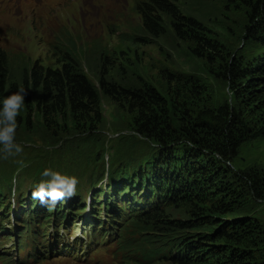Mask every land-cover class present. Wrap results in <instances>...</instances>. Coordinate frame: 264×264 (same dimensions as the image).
I'll return each mask as SVG.
<instances>
[{
	"label": "trees",
	"instance_id": "obj_1",
	"mask_svg": "<svg viewBox=\"0 0 264 264\" xmlns=\"http://www.w3.org/2000/svg\"><path fill=\"white\" fill-rule=\"evenodd\" d=\"M246 5L250 15L244 40L259 49L250 60L226 55L214 32L198 30L197 23L183 18L171 0H144L138 4L143 32L119 51V55L128 56L144 35H163L165 17L171 16L194 34L205 53L201 57L210 74H217L215 67L219 63L218 75L227 82L232 103L212 107L205 99L206 86L199 78H186L181 84L169 75L171 85H182L177 88L180 93L174 88L163 93L149 86L138 91L122 89L120 93L102 85L103 95H122L116 99L129 104L132 114H136V132L158 147L146 169L139 164L135 168L141 169L134 171L133 166L126 165L121 171L124 185L118 186L117 182V187L110 188V176L108 189L102 190L110 201L121 195L110 211L130 217L127 226L131 229L123 239V249L128 253L141 251L142 261L147 263L161 259L171 264H264V223L255 216L257 206L264 204V170H232L243 146L264 139V0H248ZM179 23L174 28L182 34ZM72 42L65 39L64 48L56 47L54 55L60 65L57 69L28 59L23 80L29 102L26 109L32 90L54 99L43 106L32 104L29 124L57 118L78 127L92 112L101 113V93L80 68L76 58L79 50L75 51ZM107 56L108 52L102 57ZM11 71L12 63L0 49V98L15 90ZM137 177L142 179L138 181ZM42 179L30 185L34 187ZM93 183L92 176L89 183L82 185L95 186ZM3 185L10 192L19 190L7 181ZM126 194L131 199H126ZM15 199L20 210L17 219L27 218L33 225L34 211L26 209L29 204L19 193ZM173 201L187 202L186 219L165 215ZM10 205L0 196L1 210Z\"/></svg>",
	"mask_w": 264,
	"mask_h": 264
},
{
	"label": "rangeland",
	"instance_id": "obj_2",
	"mask_svg": "<svg viewBox=\"0 0 264 264\" xmlns=\"http://www.w3.org/2000/svg\"><path fill=\"white\" fill-rule=\"evenodd\" d=\"M143 1L0 0V49L7 53L12 63L11 82L16 85L9 95L23 86L24 68L29 67L28 59L57 69L60 65L54 55L55 49L63 47L65 39H72V44L76 45L75 51L79 50L76 58L80 68L100 91L102 100L101 113L100 110L92 112L85 117L82 125L77 127L73 124L71 127L66 120L57 118L42 124L36 121L29 124L27 118L32 114L31 105H47L54 99L32 90L30 106L26 109L29 102L25 96V106L17 117V142L23 145V152L7 158L0 157V196L4 201L9 203V197L10 202L14 199L10 196V189L3 185L5 181L19 189L18 193L23 199H28L29 189L33 188L30 184L39 181L45 168L75 176L81 185L89 183L93 176L97 191L106 185L109 179L106 178L110 176V188L117 187V182L118 186H123L125 180L121 171L126 165L133 166L135 171L141 169L135 168L139 164L146 169L147 163L153 161L158 147L136 132V114H132L129 104L116 99L122 97L121 94L113 99L103 95L102 85L110 89L114 87L120 93L122 89L138 91L146 86L163 93L174 88L180 93L181 90L177 88L182 85L175 86L176 82L171 85L169 75L181 84L186 82V78H199L206 86L205 99L212 107L232 103L228 84L218 75L219 63L215 67L217 74H210L201 57L205 53L194 34L171 16L165 17L167 27L163 35H144L141 37L144 42L140 41L127 53L128 56L119 55L130 40L143 32L140 29L141 14L136 9ZM172 1L177 4L183 18L197 23L198 30L204 28L213 31L229 57L246 61L258 54V47L244 40L250 15L246 5L248 0ZM177 23L183 29L182 34H178L174 28ZM107 52L108 56L104 59L102 56ZM250 168L264 170V139L243 146L232 165L233 172ZM148 171H151V167ZM136 179L139 181L142 178ZM126 196V199H131L130 195ZM188 210L187 202L173 201L164 213L174 219H186ZM53 213L54 207H51L50 217L44 226L47 233L53 224ZM255 213L264 223V204H259ZM129 222L125 224L123 238L131 229L130 225L126 226ZM4 225L0 233V264H16L3 262L1 257L8 254L16 260L14 255L18 254L19 249L14 248L16 240L13 241V236L17 237L18 232H23L24 239L32 238L33 226L26 220L19 229L21 223L12 219H8ZM7 226L9 229H6ZM21 254L24 259L25 251L21 250ZM60 254L57 253L53 259L45 258L29 264H171L161 259L147 263L142 261L141 251L128 253L122 245L115 244L91 257L88 252L80 255L79 260L66 259Z\"/></svg>",
	"mask_w": 264,
	"mask_h": 264
},
{
	"label": "clouds",
	"instance_id": "obj_3",
	"mask_svg": "<svg viewBox=\"0 0 264 264\" xmlns=\"http://www.w3.org/2000/svg\"><path fill=\"white\" fill-rule=\"evenodd\" d=\"M26 94V89L19 86L14 93L0 98V157L7 158L23 152V145L17 142V117L25 106ZM41 175L43 179L29 193L33 200L49 207H54L61 202L55 207L56 210L64 209L65 214L69 217H80L78 221L86 219L87 223L80 225L81 229L85 231H89L95 222L94 218L88 219L87 213L97 215L96 218L100 222L104 217H107V211L101 210L96 213V210L102 202L110 201L107 192H103L108 189L109 182L106 183V187L102 185L99 190L95 191V186H83L77 177L62 174L51 168H45ZM120 198L121 195L113 202H117Z\"/></svg>",
	"mask_w": 264,
	"mask_h": 264
},
{
	"label": "bare ground",
	"instance_id": "obj_4",
	"mask_svg": "<svg viewBox=\"0 0 264 264\" xmlns=\"http://www.w3.org/2000/svg\"><path fill=\"white\" fill-rule=\"evenodd\" d=\"M124 196H125V195H124ZM59 204H61V202H59L58 205H59ZM146 213H147V212L143 213L142 215H145ZM120 225H121V224H120ZM42 242L45 243V242H46V239H42ZM26 247H27V246H26ZM35 248L37 249V247H34V249H35Z\"/></svg>",
	"mask_w": 264,
	"mask_h": 264
}]
</instances>
